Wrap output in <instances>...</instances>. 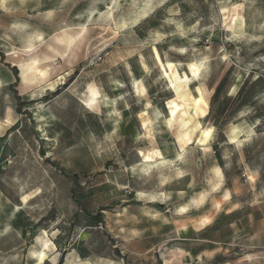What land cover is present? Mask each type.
<instances>
[{
	"label": "rangeland",
	"instance_id": "1",
	"mask_svg": "<svg viewBox=\"0 0 264 264\" xmlns=\"http://www.w3.org/2000/svg\"><path fill=\"white\" fill-rule=\"evenodd\" d=\"M0 264H264V0H0Z\"/></svg>",
	"mask_w": 264,
	"mask_h": 264
},
{
	"label": "trees",
	"instance_id": "2",
	"mask_svg": "<svg viewBox=\"0 0 264 264\" xmlns=\"http://www.w3.org/2000/svg\"><path fill=\"white\" fill-rule=\"evenodd\" d=\"M13 71H14V73L15 74H17V69H16V67H13ZM17 78H18V76H17ZM222 84H224V83H221V84H219V86H217L216 87V90H215V92H214V89H210V95H209V97H208V101H209V104H210V97L213 95V93H214V98H216V97H218L219 96V94H220V91H221V89L223 88V86H222ZM211 105V104H210ZM69 177H71L73 180H74V183L76 184H78V176H77V174H72V175H68ZM74 199L76 200V202H77V204L79 205V207L81 208V209H85L84 208V204L82 203V201L81 200H79L78 199V197H77V195L76 194H74ZM86 211V213L88 214V215H90L91 217H92V219H94L96 222H101L102 221V219H103V214H102V212H98V213H96V214H91L90 212H88L87 210H85ZM60 263H62V260L60 261Z\"/></svg>",
	"mask_w": 264,
	"mask_h": 264
},
{
	"label": "snow or ice",
	"instance_id": "3",
	"mask_svg": "<svg viewBox=\"0 0 264 264\" xmlns=\"http://www.w3.org/2000/svg\"><path fill=\"white\" fill-rule=\"evenodd\" d=\"M168 67H172V65H169ZM210 131L211 130H209V133H206V135L210 134ZM181 211H184V209H181Z\"/></svg>",
	"mask_w": 264,
	"mask_h": 264
},
{
	"label": "bare ground",
	"instance_id": "4",
	"mask_svg": "<svg viewBox=\"0 0 264 264\" xmlns=\"http://www.w3.org/2000/svg\"><path fill=\"white\" fill-rule=\"evenodd\" d=\"M24 199H26V197H25ZM44 253H45V252H41V254H42L41 257H42V258H43L44 255H45Z\"/></svg>",
	"mask_w": 264,
	"mask_h": 264
}]
</instances>
